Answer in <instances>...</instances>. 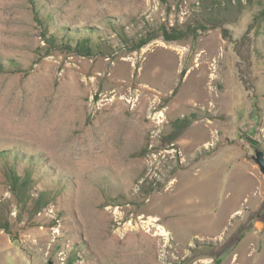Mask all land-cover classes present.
Returning <instances> with one entry per match:
<instances>
[{
  "label": "rangeland",
  "instance_id": "obj_1",
  "mask_svg": "<svg viewBox=\"0 0 264 264\" xmlns=\"http://www.w3.org/2000/svg\"><path fill=\"white\" fill-rule=\"evenodd\" d=\"M33 1L95 47L0 0V264H264V0Z\"/></svg>",
  "mask_w": 264,
  "mask_h": 264
},
{
  "label": "trees",
  "instance_id": "obj_2",
  "mask_svg": "<svg viewBox=\"0 0 264 264\" xmlns=\"http://www.w3.org/2000/svg\"><path fill=\"white\" fill-rule=\"evenodd\" d=\"M33 12H34V19L38 23L41 29H43V34L45 37V40L51 46L55 49H60L63 51H68L71 53H75L81 56H90L93 55V48L95 47V43L91 40V38H75L73 36L62 34L60 30L53 29V26L55 24V17L52 13L46 14L44 12V7L36 4L33 0H30ZM167 41H173L175 38H170L167 36ZM147 44V42H143L142 45ZM183 123H185V127L189 126L191 124L190 119L183 120ZM31 172H28L26 177L24 179L21 178L18 174L13 173V175L10 176L11 181V187L13 190H19L21 193H25V189L27 186L32 185L33 181L30 178ZM44 194H42L36 204L39 205L40 203H43L44 200Z\"/></svg>",
  "mask_w": 264,
  "mask_h": 264
},
{
  "label": "water",
  "instance_id": "obj_3",
  "mask_svg": "<svg viewBox=\"0 0 264 264\" xmlns=\"http://www.w3.org/2000/svg\"><path fill=\"white\" fill-rule=\"evenodd\" d=\"M255 162L259 166L260 171L264 174V151L263 150L256 151Z\"/></svg>",
  "mask_w": 264,
  "mask_h": 264
}]
</instances>
